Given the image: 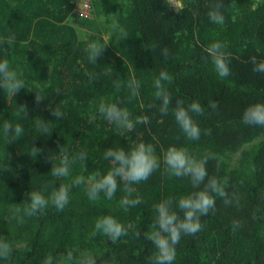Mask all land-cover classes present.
Instances as JSON below:
<instances>
[{
	"label": "trees",
	"instance_id": "16d2710c",
	"mask_svg": "<svg viewBox=\"0 0 264 264\" xmlns=\"http://www.w3.org/2000/svg\"><path fill=\"white\" fill-rule=\"evenodd\" d=\"M181 1L178 9L171 0H90L107 24L90 31L74 14L77 0H0V59L25 81L15 96L0 88V242L10 245L0 264H44L48 256L53 264H82L88 256L96 264H151L155 249L146 234L155 222L153 206L195 191L190 178L173 176L161 160L131 193L117 178L111 199L100 193L90 200L87 184H72L77 176L105 174L113 166L104 158L109 148L138 142L161 158L173 145L208 157V176L224 182L227 195L213 193L215 207L200 217L197 233L181 236L173 264H264V126L242 120L246 107L264 102V72L253 70V58L264 62V0ZM214 10L224 15L223 25L210 20ZM96 41L105 49L94 63L88 47ZM215 42L230 68L224 78L206 52ZM161 70L171 76L164 82L172 97L167 113L154 95ZM102 98L126 109L133 127L106 120L97 111ZM176 100L201 104L202 112L192 114L198 140L176 124ZM19 105L27 107L24 118L15 115ZM5 122L20 123L22 136L6 135ZM65 150L71 175L55 177L51 168ZM61 184L71 185L62 210L49 205L29 214L31 192L47 196ZM122 198L140 203L122 206ZM103 215L116 217L126 235L112 241L95 232Z\"/></svg>",
	"mask_w": 264,
	"mask_h": 264
},
{
	"label": "clouds",
	"instance_id": "9594fccd",
	"mask_svg": "<svg viewBox=\"0 0 264 264\" xmlns=\"http://www.w3.org/2000/svg\"><path fill=\"white\" fill-rule=\"evenodd\" d=\"M209 18L219 25H223L225 22V17L219 10L211 11ZM7 39L9 42H13L15 36L9 35ZM104 49L105 47L98 41L91 43L88 47L90 61L96 63L97 58ZM163 51L164 55H167V49ZM206 52L219 77L224 78L229 76L230 68L222 44L220 42L212 43L207 47ZM253 61V70L264 72V62L256 63L255 58H253ZM170 79V74L165 70H161L153 84L155 89L154 95L160 101L161 111L165 113H167L169 106L172 104L171 94L164 87V82ZM24 85L23 74L14 69L8 59H0V88L15 96L21 89H25ZM130 87L132 88V95H137L139 82H134V86ZM35 94L36 99L41 100L38 98V93L35 92ZM211 107H216L214 101L211 102ZM202 110V106L198 101H194L187 106L181 100H176L175 102V107L172 110L175 122L190 140H198L200 138V127L193 119L192 114L201 113ZM97 111L106 120L120 127H133L130 113L117 103H111L102 98L97 105ZM26 114L27 107L25 105L17 106L15 112L17 117L24 118ZM55 115L57 116L58 113L55 112ZM242 120L248 125L264 126V102H257L246 107L242 114ZM40 128L42 131L47 130L44 124H41ZM3 131L6 135L10 134L13 139H16L22 136L24 128L20 123H16L13 126L9 122H5L3 124ZM33 149L35 154L41 151L37 147H33ZM61 149L62 147L60 151ZM78 158L83 160L85 154L81 153ZM104 158L109 160L113 165L105 174L100 175L98 178L96 176L88 179L83 176L73 178V185H88L87 195L90 200H96L100 193H103L106 198L111 199L118 188L117 178L126 182L125 188L131 193V186L147 180L161 166V160L173 176L189 177L191 185L195 189V191L180 196L175 201L167 198L157 202L153 206L155 210V222L151 231L146 234L147 239L152 242L155 249L151 264H173L176 258V245L179 243L181 236L197 233L202 227L200 217L207 215L215 207L216 202L213 193L220 196L227 195L224 182L208 176L206 168L208 157L197 158L185 147L169 146L161 158L155 154V149L152 145L138 142L127 149L123 146L115 149L109 148L105 151ZM71 163L72 161H70L65 150V155L60 164L51 168L52 175L55 177H69L71 175ZM206 178L207 182L205 183ZM202 183H204L203 188L200 187ZM70 189L71 185L61 184L50 191L47 196L43 195L40 191L31 192L29 214H34L49 205L62 210L69 203ZM138 203H140L139 198H122L120 201L122 206ZM94 231L101 232L112 241H116L121 236L126 235L127 230L116 217L103 215L95 221ZM9 251L10 245L6 241L0 242V255L7 256ZM44 264H53V258L48 256ZM82 264H96V261L93 257L88 256L82 261Z\"/></svg>",
	"mask_w": 264,
	"mask_h": 264
},
{
	"label": "rangeland",
	"instance_id": "374dc122",
	"mask_svg": "<svg viewBox=\"0 0 264 264\" xmlns=\"http://www.w3.org/2000/svg\"><path fill=\"white\" fill-rule=\"evenodd\" d=\"M174 7L180 9L182 6L181 0H171ZM74 14L81 19V22L88 24V30H97L105 27L107 24L105 18L92 7L90 0H77ZM82 30V29H80Z\"/></svg>",
	"mask_w": 264,
	"mask_h": 264
}]
</instances>
